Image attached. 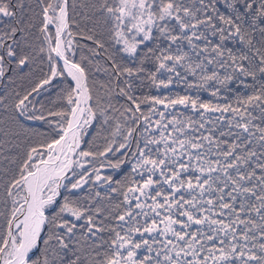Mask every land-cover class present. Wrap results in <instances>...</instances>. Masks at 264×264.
Here are the masks:
<instances>
[{
  "label": "snow or ice",
  "instance_id": "obj_1",
  "mask_svg": "<svg viewBox=\"0 0 264 264\" xmlns=\"http://www.w3.org/2000/svg\"><path fill=\"white\" fill-rule=\"evenodd\" d=\"M0 264H264V0H0Z\"/></svg>",
  "mask_w": 264,
  "mask_h": 264
}]
</instances>
